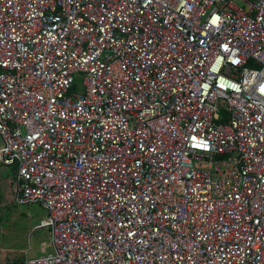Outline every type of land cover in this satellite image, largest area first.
Masks as SVG:
<instances>
[{"label":"built area","instance_id":"1","mask_svg":"<svg viewBox=\"0 0 264 264\" xmlns=\"http://www.w3.org/2000/svg\"><path fill=\"white\" fill-rule=\"evenodd\" d=\"M244 1L0 0V164L53 249L21 264H264V0Z\"/></svg>","mask_w":264,"mask_h":264},{"label":"rangeland","instance_id":"2","mask_svg":"<svg viewBox=\"0 0 264 264\" xmlns=\"http://www.w3.org/2000/svg\"><path fill=\"white\" fill-rule=\"evenodd\" d=\"M234 2L246 7L244 0ZM85 76L84 72L75 73L72 92L84 91ZM14 175L13 167L0 164V264L22 263L27 256H40L45 246L47 253L53 252L48 229H35L44 221L46 209L38 203L19 205L14 201Z\"/></svg>","mask_w":264,"mask_h":264},{"label":"trees","instance_id":"3","mask_svg":"<svg viewBox=\"0 0 264 264\" xmlns=\"http://www.w3.org/2000/svg\"><path fill=\"white\" fill-rule=\"evenodd\" d=\"M12 264H21V263H12Z\"/></svg>","mask_w":264,"mask_h":264},{"label":"crops","instance_id":"4","mask_svg":"<svg viewBox=\"0 0 264 264\" xmlns=\"http://www.w3.org/2000/svg\"><path fill=\"white\" fill-rule=\"evenodd\" d=\"M13 188H14V183H13Z\"/></svg>","mask_w":264,"mask_h":264}]
</instances>
